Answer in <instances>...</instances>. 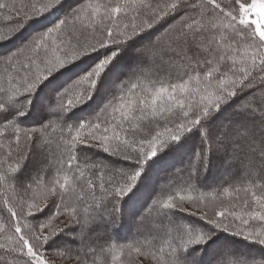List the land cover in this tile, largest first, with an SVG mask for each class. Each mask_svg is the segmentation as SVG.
Returning <instances> with one entry per match:
<instances>
[{
  "label": "snow or ice",
  "instance_id": "obj_1",
  "mask_svg": "<svg viewBox=\"0 0 264 264\" xmlns=\"http://www.w3.org/2000/svg\"><path fill=\"white\" fill-rule=\"evenodd\" d=\"M0 19V264H264V0Z\"/></svg>",
  "mask_w": 264,
  "mask_h": 264
},
{
  "label": "rangeland",
  "instance_id": "obj_2",
  "mask_svg": "<svg viewBox=\"0 0 264 264\" xmlns=\"http://www.w3.org/2000/svg\"><path fill=\"white\" fill-rule=\"evenodd\" d=\"M198 151L199 150V142L198 140H193V142L191 143V145H189V147L187 148L186 152L187 154L184 155L183 157H172L170 159H168L164 164L163 167L165 169H169L173 172H178L179 169H181L182 167H184V165L187 164L188 161V157L192 154L193 151ZM165 173H161V176H163ZM123 235H128L127 233L123 234ZM239 251L241 253H245L248 254L249 253V249L241 246Z\"/></svg>",
  "mask_w": 264,
  "mask_h": 264
},
{
  "label": "trees",
  "instance_id": "obj_3",
  "mask_svg": "<svg viewBox=\"0 0 264 264\" xmlns=\"http://www.w3.org/2000/svg\"><path fill=\"white\" fill-rule=\"evenodd\" d=\"M3 23H5V22L2 19H0V24H3ZM161 75H163V73ZM123 234H125V233H122V235ZM56 264H72V260H70V259H64L62 261L59 257H57L56 258Z\"/></svg>",
  "mask_w": 264,
  "mask_h": 264
}]
</instances>
